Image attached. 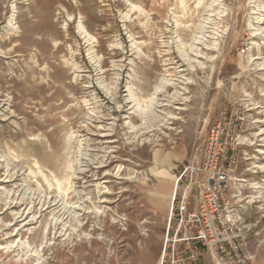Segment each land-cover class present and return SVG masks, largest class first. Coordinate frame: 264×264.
I'll use <instances>...</instances> for the list:
<instances>
[{
  "label": "rangeland",
  "instance_id": "obj_1",
  "mask_svg": "<svg viewBox=\"0 0 264 264\" xmlns=\"http://www.w3.org/2000/svg\"><path fill=\"white\" fill-rule=\"evenodd\" d=\"M228 105L234 216L264 256V0H0V264H159L157 194L195 206L176 167Z\"/></svg>",
  "mask_w": 264,
  "mask_h": 264
},
{
  "label": "built area",
  "instance_id": "obj_2",
  "mask_svg": "<svg viewBox=\"0 0 264 264\" xmlns=\"http://www.w3.org/2000/svg\"><path fill=\"white\" fill-rule=\"evenodd\" d=\"M244 127L241 110L228 105L208 127L200 160L176 167V187L189 172L202 190L191 209L185 195L172 200L159 264H250L245 229L235 219L230 194Z\"/></svg>",
  "mask_w": 264,
  "mask_h": 264
},
{
  "label": "crops",
  "instance_id": "obj_3",
  "mask_svg": "<svg viewBox=\"0 0 264 264\" xmlns=\"http://www.w3.org/2000/svg\"><path fill=\"white\" fill-rule=\"evenodd\" d=\"M250 185L252 186V188H254L256 193L260 194L261 189H264V180L261 182L258 180V182L252 183ZM173 194H174V189L171 194L169 193V194L163 195V194L158 193L157 200L159 199L158 202H161L163 200L166 203L167 210L169 209L171 210L170 205L172 204V198L170 200H168V198L170 197V195H173ZM248 198L253 200L254 202L253 204L255 208L252 213V219L255 222L254 223L255 226H258V231L260 232L262 229H264V196L258 195V196H251ZM244 199L240 198L239 200H237V203L243 202ZM261 251H262V246L257 245V249L252 254L249 253L251 256L250 264H264V256L260 254ZM135 262H136L135 264H143L141 260H138V261L136 260Z\"/></svg>",
  "mask_w": 264,
  "mask_h": 264
},
{
  "label": "bare ground",
  "instance_id": "obj_4",
  "mask_svg": "<svg viewBox=\"0 0 264 264\" xmlns=\"http://www.w3.org/2000/svg\"><path fill=\"white\" fill-rule=\"evenodd\" d=\"M259 169L263 170L264 171V167H260Z\"/></svg>",
  "mask_w": 264,
  "mask_h": 264
}]
</instances>
